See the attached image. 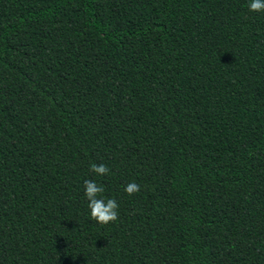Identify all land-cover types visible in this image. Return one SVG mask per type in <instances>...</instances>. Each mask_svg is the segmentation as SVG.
I'll return each instance as SVG.
<instances>
[{
    "label": "trees",
    "instance_id": "1",
    "mask_svg": "<svg viewBox=\"0 0 264 264\" xmlns=\"http://www.w3.org/2000/svg\"><path fill=\"white\" fill-rule=\"evenodd\" d=\"M248 4L0 0V264H264ZM89 179L115 222L90 219Z\"/></svg>",
    "mask_w": 264,
    "mask_h": 264
},
{
    "label": "clouds",
    "instance_id": "2",
    "mask_svg": "<svg viewBox=\"0 0 264 264\" xmlns=\"http://www.w3.org/2000/svg\"><path fill=\"white\" fill-rule=\"evenodd\" d=\"M248 10L252 13H264V0H249ZM89 171L98 176H105L110 174V169L105 164L92 163ZM84 194L88 200L87 207L90 210V219L96 221L100 225H107L115 222L118 217L119 205L115 199L98 198L104 192V186L97 184L94 180L84 181ZM124 191L129 196L140 191V185L135 182H130L124 188Z\"/></svg>",
    "mask_w": 264,
    "mask_h": 264
}]
</instances>
